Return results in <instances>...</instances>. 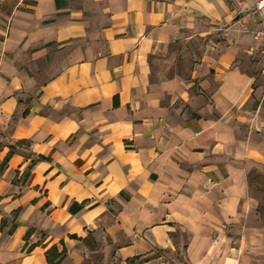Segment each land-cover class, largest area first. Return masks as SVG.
Segmentation results:
<instances>
[{"label":"crops","instance_id":"obj_1","mask_svg":"<svg viewBox=\"0 0 264 264\" xmlns=\"http://www.w3.org/2000/svg\"><path fill=\"white\" fill-rule=\"evenodd\" d=\"M239 1L0 0V264H245L212 235L264 167Z\"/></svg>","mask_w":264,"mask_h":264},{"label":"rangeland","instance_id":"obj_2","mask_svg":"<svg viewBox=\"0 0 264 264\" xmlns=\"http://www.w3.org/2000/svg\"><path fill=\"white\" fill-rule=\"evenodd\" d=\"M258 60H264V54ZM242 168H247L246 164H242ZM247 176L238 219L227 222L222 230L216 229L212 235H225L228 242L224 239L218 249H227L238 263L264 264V167L251 165ZM181 255L182 264H189L184 254Z\"/></svg>","mask_w":264,"mask_h":264},{"label":"built area","instance_id":"obj_3","mask_svg":"<svg viewBox=\"0 0 264 264\" xmlns=\"http://www.w3.org/2000/svg\"><path fill=\"white\" fill-rule=\"evenodd\" d=\"M239 4L240 7L243 8V4L240 3L239 0H236ZM254 7H253V12H255L257 14V16L260 18V22H261V28L256 31V35L255 38L257 40L260 41L261 46H262V54H264V0H254ZM244 22H246V20L244 19Z\"/></svg>","mask_w":264,"mask_h":264},{"label":"trees","instance_id":"obj_4","mask_svg":"<svg viewBox=\"0 0 264 264\" xmlns=\"http://www.w3.org/2000/svg\"><path fill=\"white\" fill-rule=\"evenodd\" d=\"M82 207H83V204L74 203L70 206V210L73 213H76V212H79V210L82 209ZM47 254H48V259L50 261V264H58L60 261L59 259H62V257H64L66 253H64V250L62 252H57L55 248H52L51 251H49V253L47 252Z\"/></svg>","mask_w":264,"mask_h":264}]
</instances>
